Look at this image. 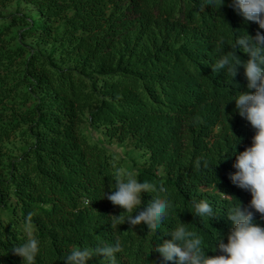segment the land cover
<instances>
[{"label":"trees","instance_id":"trees-1","mask_svg":"<svg viewBox=\"0 0 264 264\" xmlns=\"http://www.w3.org/2000/svg\"><path fill=\"white\" fill-rule=\"evenodd\" d=\"M21 1L36 16H9V24H0V45L18 21L22 38L60 43L54 49L74 66L62 68L52 54L29 46L16 52L24 60L15 85H26L21 103L30 105L0 111V143L13 136L24 143L0 178V264H21L12 247L29 234L40 241L35 264H65L72 247L113 241L122 246L118 264H173L146 250L170 238L162 231L175 225L176 213L209 246L218 232L226 233L229 203L237 199L243 206L250 199L229 180L232 134L235 150L242 151L254 132L227 100L252 90L242 68L229 80L211 65L218 47L230 51L243 31L254 36L264 29L245 22L230 0L218 9L204 0ZM6 55L0 52V67L10 62ZM14 87L0 82V105ZM111 141L127 149L123 155ZM126 171L173 200V213L157 233L124 221L128 214L103 197ZM150 195L142 192V203ZM200 199L212 205L211 218L194 214L191 202ZM254 218L264 226L260 214ZM86 264L105 262L93 255Z\"/></svg>","mask_w":264,"mask_h":264},{"label":"clouds","instance_id":"clouds-1","mask_svg":"<svg viewBox=\"0 0 264 264\" xmlns=\"http://www.w3.org/2000/svg\"><path fill=\"white\" fill-rule=\"evenodd\" d=\"M204 2L214 5L216 9L224 4V0ZM230 6L245 22H255L260 29H264V0H230ZM229 46L230 51L218 47V55L211 67L213 72L223 69L229 80L242 68L246 87L252 90L235 91L227 100L235 102L236 112L254 129L251 143L242 151L235 150L234 145L238 138L232 134L236 138L231 150L234 156L232 167L235 171L229 173L231 183L250 193V199L247 205L243 206L237 199L229 203L225 210L232 226L226 233L218 232L210 246L188 224L181 222L176 213L175 225L162 231L170 238L162 239L146 250L147 252L151 249L159 253L162 262L264 264V226L254 218L258 213L260 218L264 219V32L258 31L253 36L243 31ZM234 49L245 53L247 58L241 59ZM197 166L199 167V162ZM204 166H208L207 160H204ZM142 192L151 194V198L145 203L141 200ZM105 196L113 205L120 206L122 212L128 214L124 221L131 225L143 223L152 233L161 229L165 219L174 210L173 200L163 188L149 180H139L133 171L118 172L111 191L104 192L103 197ZM191 206L194 214L202 220L215 215L212 205L205 199L193 200ZM121 248L119 241L72 247L62 260L65 264H86L93 255H99L105 264H118L116 254ZM206 249L214 250L218 254L207 255ZM39 250L40 241L31 234L12 247V252L21 257V264H35Z\"/></svg>","mask_w":264,"mask_h":264},{"label":"rangeland","instance_id":"rangeland-1","mask_svg":"<svg viewBox=\"0 0 264 264\" xmlns=\"http://www.w3.org/2000/svg\"><path fill=\"white\" fill-rule=\"evenodd\" d=\"M15 14L20 15H28L30 17L36 16V11L33 6L27 4L21 0H12L8 2L4 6H0V24H9L11 22L10 19H7L9 16H13ZM12 20H16V17H12ZM24 26L15 21V23L11 24L9 29L3 36V42L0 45V52L3 54H7L9 56V61L5 63V67H0V82L6 84V86L14 87V89L10 90L9 97L0 105V111L6 112L10 114V112L15 108H27L29 107L28 104H22L21 101L25 95L26 85H15L17 84L18 80L22 74L23 68V58H20L16 52H19V47L21 46H29V48H33L35 50L42 51L45 54H52L53 58L56 60L57 64L62 68H69L73 67L74 63L72 62H63L61 60L60 50L54 49V46H59L60 43L54 44H45L39 40H33L29 38H22L20 36V30H22ZM29 49L24 50V56H27V52ZM14 53V54H12ZM12 54V55H10ZM5 60V59H4ZM4 113H0V120L4 117ZM9 116V115H7ZM7 121L6 119L4 120ZM88 127L86 123L82 124V130L87 131ZM99 133V132H98ZM107 143L109 141L105 139ZM22 140L18 137L13 136L8 140H3L0 143V178L7 172V163L16 160L20 156V150L23 146ZM111 148L114 152L123 155L127 149L119 148V145L114 141H111L110 144Z\"/></svg>","mask_w":264,"mask_h":264}]
</instances>
